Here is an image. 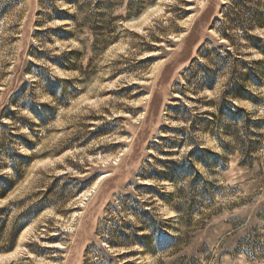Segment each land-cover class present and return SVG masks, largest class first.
<instances>
[{
	"label": "rangeland",
	"instance_id": "obj_1",
	"mask_svg": "<svg viewBox=\"0 0 264 264\" xmlns=\"http://www.w3.org/2000/svg\"><path fill=\"white\" fill-rule=\"evenodd\" d=\"M0 264H264V0H0Z\"/></svg>",
	"mask_w": 264,
	"mask_h": 264
},
{
	"label": "trees",
	"instance_id": "obj_2",
	"mask_svg": "<svg viewBox=\"0 0 264 264\" xmlns=\"http://www.w3.org/2000/svg\"><path fill=\"white\" fill-rule=\"evenodd\" d=\"M188 41H190V39H189ZM188 41H187V43H188ZM189 44H190V43H189ZM189 44H188V45H189Z\"/></svg>",
	"mask_w": 264,
	"mask_h": 264
}]
</instances>
